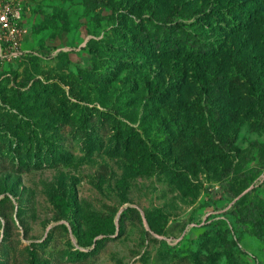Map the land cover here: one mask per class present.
Listing matches in <instances>:
<instances>
[{
  "label": "rangeland",
  "instance_id": "1",
  "mask_svg": "<svg viewBox=\"0 0 264 264\" xmlns=\"http://www.w3.org/2000/svg\"><path fill=\"white\" fill-rule=\"evenodd\" d=\"M250 1L22 0L24 53L0 58V244L47 238V264H264V0ZM165 16L194 54L148 42ZM128 206L140 219L96 255L61 256Z\"/></svg>",
  "mask_w": 264,
  "mask_h": 264
},
{
  "label": "trees",
  "instance_id": "2",
  "mask_svg": "<svg viewBox=\"0 0 264 264\" xmlns=\"http://www.w3.org/2000/svg\"><path fill=\"white\" fill-rule=\"evenodd\" d=\"M247 3H252L250 0ZM235 12H241L239 18L235 15ZM180 13V11H179ZM178 14V13H177ZM235 16V19H239L241 21L247 22L249 20V14L244 9H240L238 7H235L234 12L232 13ZM170 16L162 17V29L159 33H154V36L157 35L153 39H148V42L150 43L151 40H154V43L152 45L153 48L159 49L166 53H183L187 48H189L188 53L194 54L195 51L194 45L196 42L194 40H191V37H182V42L177 41L176 39H173L171 37V31L172 25L170 24L172 19H169ZM172 23V22H171ZM174 26V25H173ZM186 35H188L185 32ZM191 40V42H189ZM153 42V41H152ZM189 43V45H188ZM109 117L106 113L101 112L99 116H97L98 125L103 130H107V126H109ZM216 120L212 119L211 124L213 126H216ZM123 130L126 131V138L125 141H127L126 145L135 144L137 147H140L143 143V139L140 137L139 132L136 131L133 127L130 128H120L118 129L119 132H123ZM62 207L65 211H70L72 209L71 203L68 202L66 199L59 197ZM9 209H14V205L10 202ZM7 206L5 208L1 209V215L6 216V210ZM140 219V213L139 211L132 206L126 207L123 212L121 213L120 217L118 218V222H116L114 216L111 215H100L97 217L95 227L93 229H88V243L89 245L93 244V247L91 249H68L65 251H62L61 256L63 258H67V260H73V261H81L85 260L90 256L96 255L104 246L107 244L108 241L114 239L115 236H120L121 234H124L125 229L127 228L128 222L132 220ZM72 224V229L74 234L78 237V242L82 243V234L78 226H76L74 223ZM116 234V235H115ZM115 235V236H114ZM99 236L98 238H96ZM48 239L45 238L41 241H33L30 245L26 246L24 248V253L20 250L18 245L14 243L12 240L3 241L0 244V264H13V261L17 258V256H21V258H24L26 260V264H47L42 256L38 253V248H44L48 244ZM26 252V253H25ZM16 264V263H15Z\"/></svg>",
  "mask_w": 264,
  "mask_h": 264
},
{
  "label": "built area",
  "instance_id": "3",
  "mask_svg": "<svg viewBox=\"0 0 264 264\" xmlns=\"http://www.w3.org/2000/svg\"><path fill=\"white\" fill-rule=\"evenodd\" d=\"M22 0H0V58L21 56V35L25 32L22 25ZM7 39V45L2 40ZM8 49L4 53V50Z\"/></svg>",
  "mask_w": 264,
  "mask_h": 264
}]
</instances>
